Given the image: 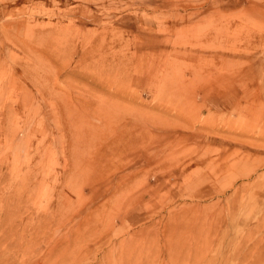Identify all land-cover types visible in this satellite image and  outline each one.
<instances>
[{
	"label": "rangeland",
	"instance_id": "1",
	"mask_svg": "<svg viewBox=\"0 0 264 264\" xmlns=\"http://www.w3.org/2000/svg\"><path fill=\"white\" fill-rule=\"evenodd\" d=\"M0 264H264V0H0Z\"/></svg>",
	"mask_w": 264,
	"mask_h": 264
},
{
	"label": "crops",
	"instance_id": "2",
	"mask_svg": "<svg viewBox=\"0 0 264 264\" xmlns=\"http://www.w3.org/2000/svg\"><path fill=\"white\" fill-rule=\"evenodd\" d=\"M260 84H261V83H260V81H259V87L261 86Z\"/></svg>",
	"mask_w": 264,
	"mask_h": 264
},
{
	"label": "bare ground",
	"instance_id": "3",
	"mask_svg": "<svg viewBox=\"0 0 264 264\" xmlns=\"http://www.w3.org/2000/svg\"><path fill=\"white\" fill-rule=\"evenodd\" d=\"M20 258V257H19Z\"/></svg>",
	"mask_w": 264,
	"mask_h": 264
}]
</instances>
